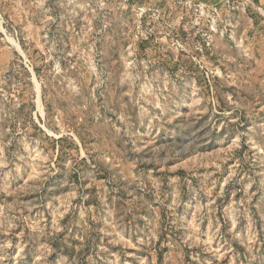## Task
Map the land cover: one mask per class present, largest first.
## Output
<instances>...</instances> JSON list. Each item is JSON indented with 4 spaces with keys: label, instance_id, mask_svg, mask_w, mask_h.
Segmentation results:
<instances>
[{
    "label": "rangeland",
    "instance_id": "1",
    "mask_svg": "<svg viewBox=\"0 0 264 264\" xmlns=\"http://www.w3.org/2000/svg\"><path fill=\"white\" fill-rule=\"evenodd\" d=\"M0 264H264V0H0Z\"/></svg>",
    "mask_w": 264,
    "mask_h": 264
}]
</instances>
